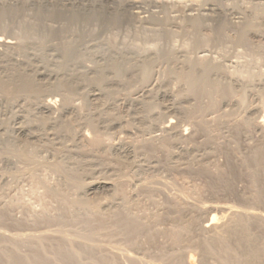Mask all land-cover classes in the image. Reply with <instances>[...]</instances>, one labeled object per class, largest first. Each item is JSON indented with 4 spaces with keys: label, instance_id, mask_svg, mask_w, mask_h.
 <instances>
[{
    "label": "bare ground",
    "instance_id": "obj_1",
    "mask_svg": "<svg viewBox=\"0 0 264 264\" xmlns=\"http://www.w3.org/2000/svg\"><path fill=\"white\" fill-rule=\"evenodd\" d=\"M98 1L112 3L114 0H42L34 3L25 2L20 8H0V148L9 156L6 163L18 166L19 162H23L30 173L33 171L36 173L39 171L36 168L44 166L46 170L56 169L55 174L59 172L58 165H61L64 174L65 172L84 174L85 178L84 180L82 178V181L87 186L82 187V193L77 201H70L63 189L52 190L51 195L59 197L63 210L72 206L79 211H89L88 208L93 203L88 199V194L94 193L95 196L99 191L100 194L104 190L109 192L124 183L121 181L125 178L130 181V174H136L135 186H139L143 193H151L152 184L159 180L161 174L167 172L168 168H184L188 165L186 157L191 160L192 157L189 155L193 153L182 145L188 140L186 128L183 126L185 129L182 130L179 125L173 126L176 122L172 118L189 120L194 117L197 119L193 121V118L191 123L199 132L204 133L208 143L206 142L205 152L200 153L201 155L197 154L199 157L195 156L189 170L195 169L201 174H206L213 183L229 182L230 184L232 172H222V169H218L215 165V155L224 153L231 163L233 151L227 148L229 146H218L219 148L214 149L212 145L215 137L211 133L214 137L212 138L210 132L215 125L213 129L218 130L221 135L236 139L242 134L251 133L252 124L254 129L264 131V121L257 120L254 123L255 118L252 119L253 116L261 114L260 106L251 108L249 115L236 124L231 125L225 120L240 114L242 100L254 92L264 104V75L256 73L248 66L247 69L229 74L223 69L222 64L216 63L212 57L235 46L248 47L253 51L255 46L252 47L248 43H251L248 37L249 31L247 29L230 31L222 24L216 28L210 27L207 17L203 18L201 15L217 13L220 10L219 4H210L200 9L194 5L195 2L186 7L185 12L188 16H192L194 12L200 10V17H190L188 23L180 28L181 30L172 31L165 27L168 20L148 19V13L151 11L138 0H134L129 7L128 4L126 5L127 10L131 8L130 11L135 15L134 21L129 18L135 30V33L130 35L126 28L122 29L123 14L120 15L117 9L111 11L108 7H96ZM152 1L153 9H160L173 4L176 0ZM177 1L182 3L188 0ZM192 1L195 0H190ZM148 24L152 26L148 27ZM263 36L258 33L256 35L259 39ZM175 37L183 38L186 47L174 46ZM244 73L248 75L245 76ZM159 81L162 83L159 84ZM175 81L180 84L181 92L186 94L185 99L182 98L180 102H174L173 94L168 90ZM237 96L238 102L236 99L234 101ZM58 100L60 106L56 105ZM163 100L168 101L162 103ZM77 102L83 103L84 109L83 106L81 109L84 112L80 110L81 104L78 105ZM222 107L231 109L218 119L217 124L210 125L207 121L208 115ZM160 120L166 121L162 123ZM87 132L88 134L85 135ZM156 133H160L161 136L157 137ZM139 134L143 141L137 144L134 138ZM107 137L112 138L116 143L104 142ZM261 144L263 145L257 148L246 163L249 167L259 168L264 173V136ZM172 147L173 150L180 148V153L170 151ZM159 148L163 149V152ZM156 151H159V154L165 152L166 159L162 158V155L161 159L156 155L154 156L157 159L155 157L153 159V153ZM14 168L9 169L11 173H14ZM232 176L235 177V174L232 173ZM39 179V176H34L36 182H40ZM255 179L259 180L257 176ZM5 180L3 177V181ZM114 182H118V185ZM253 186L255 187L253 200L256 199L258 203L264 204V184L253 182ZM120 205V201L116 200L102 208L104 211L102 212L104 214L109 210L110 213H114ZM216 207L206 205L203 209L208 213H215L220 208ZM220 210L231 212L229 224L224 223L227 225L220 226L214 215L198 229L203 233H210L212 239V242L207 241L208 244L211 242V245L206 247L202 245L205 254L211 256L216 252L213 251L216 250L215 247L219 246L221 248L219 250L221 252L218 251L219 258L224 262L219 260L218 262L223 264L230 256L234 257L238 252L241 253L237 249L242 247V261H237L234 257L237 262H232L262 264L264 244L262 245L260 240L264 237H257L260 236L259 234L254 236L251 227L252 224L257 226L258 223L262 226L264 219L256 213L235 212L229 207L221 206ZM127 216L124 219L126 230L130 232L143 230L141 221L138 219L136 221L135 217L132 220ZM231 237L239 243V247L237 245L238 248H234L237 253L229 245ZM208 238L210 239L207 237V240ZM26 239L36 241L31 245L32 251L29 257L3 255V252L0 254V263L30 264V261L34 263L42 261L45 258L42 253V250L45 251L44 236H19L18 241ZM173 239L177 244L180 243L183 240L181 232H175ZM58 240L63 244L57 241L58 246L54 252L61 255L60 259L65 264H80L75 260L76 251L73 246L81 248V252L90 255L99 252L105 256L92 257L97 260L91 264H118L116 261H111L109 258L111 254H104L105 250L102 247L83 244L69 237ZM196 248L198 251V248L201 249L197 246ZM232 253L235 254L231 255ZM216 256L213 257L214 262L215 257L219 259L218 255ZM180 258L182 259V256ZM181 259L175 261L183 264ZM168 262L171 264V260H168L167 264Z\"/></svg>",
    "mask_w": 264,
    "mask_h": 264
},
{
    "label": "rangeland",
    "instance_id": "obj_2",
    "mask_svg": "<svg viewBox=\"0 0 264 264\" xmlns=\"http://www.w3.org/2000/svg\"><path fill=\"white\" fill-rule=\"evenodd\" d=\"M28 1L30 3H34L36 1L42 0H0V8H20L22 4ZM114 1L112 3L106 1H98L96 3V7H108V9L111 11L117 9L119 11L118 13L120 15L123 14L122 16H124L123 21H121L122 29L124 28L125 30L126 28L131 33L130 35H133V33H135V30L132 28L133 26L131 25V21H129V18L134 21L133 17H135V15L132 11H130L131 8L130 10H127V8L134 0ZM138 1L141 2L145 8L153 12L148 13V19L152 18L156 21H163L166 19L168 20V22H166L167 24L165 27L176 32L181 30L180 28L188 23L190 17H200V10L194 12L192 16H188L186 14V7L190 6L191 3V5H193V2H195L194 5H196V7L200 9L206 8L210 4H219L220 10L217 13H211L212 15L210 14L208 16L201 15V17H207L206 19H208V25L210 27L213 26L216 28L218 25L222 24L227 30L230 31L236 32L240 29H247L249 31L248 37L251 43L248 41L247 42L252 45V47L253 45L255 47L253 48V51L252 49H249L248 47L246 48L244 46L242 48L238 46L230 47L229 49H227V51H224L225 53L218 52L217 54H214L212 60H214L216 63L219 62L220 64H222L223 69L226 70V72H228L229 74H235V72L243 70L244 68L247 69L246 67L248 66L255 70L256 73L264 75V44H261L264 43V36L260 39L257 38L258 36L256 37L257 33L264 35V0H195L192 2L188 0L183 1L184 3L176 0L171 5L160 7V9L155 8L156 11L155 9H153V5H151L153 4L152 0ZM127 4L128 7H126ZM76 5H79V3H76ZM150 25L151 24H148L147 26L149 27ZM175 38L176 40L174 39L173 41V43L175 42L174 46H176L177 48L186 47L183 38ZM187 47L189 46L187 45ZM215 57L217 59H214ZM202 58L207 59L211 57ZM244 74L245 76L248 75L247 73ZM175 82L171 83L168 90L169 93L173 94H171L172 97L175 98H172V100L174 102H180L181 100L185 99L186 94L181 92L180 84L178 82ZM160 83L162 82L159 81V84ZM254 94L248 95V97L242 100V106H240L241 109H239L240 114H237V116L233 117L232 119L229 117L226 118V122L230 123L231 125L236 124L237 122H240L245 117H247V115H249L251 108H258L259 106L261 114H259V116H253L252 119L254 120L255 118L254 123H256L257 120L264 121V106H262L263 103L256 97L257 94H255V96ZM235 99L238 102L239 97H235L234 101ZM167 101L168 100H163L162 103H167ZM56 103V105H59L60 100H58ZM77 104H81V107L79 108L84 112V110L81 109L82 106L84 109L83 103L77 102ZM59 106L56 107L59 108ZM230 109L229 107L220 108L217 111L219 112L218 114L217 112L209 114L210 116L208 115L207 121L212 126L214 125V123L217 124L219 121L218 119L228 113ZM193 118H189V120H179V118H172L174 122H180H178L177 124L174 123L173 126L179 125V127L181 126L182 130L186 128L185 132L187 133L186 135L188 136V140L185 142V144L183 143L182 145H184L183 148L186 147L185 149L191 151L194 154L193 155L191 153L193 156L189 155L190 157H192L191 160H189L190 158L188 156L186 157L188 158V160L186 159L187 162L186 160L184 161V163L186 162L188 164L185 166L186 168L176 167L178 171L175 169V167L168 168L167 172H163V174H161L160 176V179L152 184L151 190L153 189V192L151 191V193H143L139 186H135L134 180L136 178V174H130V177H127H129V180L131 182L128 181V179L126 180V178L124 179V181H121L124 183L127 182L126 184L122 183L117 186L118 182H114V184H117L115 185L117 187L115 189L109 190V192H107L108 190H104L105 193L101 192V194H103L102 197L100 191L95 193V196L94 193L88 194V199L93 203L90 208H88L89 211H79V209L72 206L63 210V208H61V200L59 199V197L51 195L52 190L63 189L70 201H77V199L80 197V194L82 193V187L87 186L86 183L82 181V178L83 180L85 178L84 174L81 173L77 175L68 172H65L64 174V170H61V165H58L61 171L58 170L59 168H57V171L59 172H55V174L54 171H56V169L54 171H50L49 169L46 170L44 166L43 167L45 169L39 166L40 169L43 168L41 169V171L39 168H36V170H39L37 171L38 174L37 172L35 173V171H33L34 169L31 170L33 172L30 173V170H28V167L24 165L25 163L23 162H19V164L17 163L18 166L13 165L16 168L8 165L6 163V159H8L9 156L3 153L2 149L0 148V254L4 252L3 255L14 254L16 256L29 257L32 251L31 245L35 244L36 241L31 239L18 241L19 236L27 237L28 235H41L45 238V245L43 246L45 248V251L42 250L43 256L45 258H43L42 261H36V263L30 261V264H65L60 259L61 255L56 254V252L54 251L58 246V242L63 244V242L58 239L67 237L71 239L73 238L74 240L77 239L76 241L83 244L102 247L103 250H105L103 251L105 252L104 254H111L112 256H109L111 261H116L118 264H167L168 260H171V264H175V262L179 264V262L175 261V259L180 260L181 256L183 264H205V262L207 264H219L221 261H223L222 258H219V252H221L219 250H221V248L219 246L215 247L214 245L216 250L213 251L216 252L212 253L211 256L206 255L204 252V247L211 245L210 243L212 242V239L210 233H203L201 231H198V229L200 228V226L205 225V223L211 219V216L214 215L216 216L217 224H219L220 226H226L227 224H229L228 220L230 221L229 218L231 216V212L226 213L221 211V206L222 208H232L235 212H253L260 215L264 219V204H261L260 202L258 203L256 199L253 200L255 198V187L253 186V182H259V185L264 184V173H262L259 168L253 169L249 167L246 163V160L253 156V153L257 150V148L263 145L261 144V140L264 136V131L261 132L254 129V125L252 124V127L250 129L251 133H249L250 136L249 134H242L238 138L233 139L232 137H227L228 135H225V137L224 135H221L218 130L213 129L215 125L212 127V130L215 131L212 132L211 130L210 132V136L212 137L213 134V136L215 137H212L215 139H213L214 143L212 141V147L216 149L219 147L229 146L227 148H229V150L231 152L233 151L232 153H234H231V158L233 157L231 163L229 162L226 154L217 153L215 155V165L218 167V169H222V172L229 173V171H231L235 174L234 177L231 173L232 180L230 184L229 182L223 184L221 182L217 184L213 183L206 174H201L193 167L192 169H194L193 171L195 174L192 170H189L190 166H192L191 163H193L195 156L197 154L201 155L203 154L202 152H205L206 142L208 141L204 133L199 132L197 128H195L191 123V120ZM195 119L197 118H194L193 121ZM160 121L163 123V121L166 120ZM87 134L88 132L85 135ZM155 135L157 137L161 136L160 133H156ZM89 136L92 138L91 134H89ZM139 136L140 134L136 136L137 138H134V141L136 139L137 142H135L137 144L140 142L142 143L143 141L141 139L142 137ZM105 139L106 140H104V142L106 141V143L108 144L116 143V141L110 137H107ZM110 139H112V141ZM187 142H189L190 144ZM173 149L174 147H172L170 151L172 150L174 152L176 151L177 153H180V148L179 150L178 148L176 150ZM159 151L153 153V159H155L156 156L161 159V155L162 158H164L165 156L167 157V155H165V152L161 154V152H163V149H161L160 154ZM199 155H197L196 157H199ZM4 156H6L5 159ZM41 164L43 165V162ZM8 166L14 168V173H11V170H9L11 168H9ZM20 173L25 175H21ZM34 176H39L40 182H36L34 180ZM256 176L259 178L258 181L255 179ZM3 177L4 179H6L5 181H3ZM81 183H83V185ZM80 184L82 186H80ZM65 186L66 189H64ZM155 187L156 189L154 190ZM116 200H119L121 203L119 208L116 209V212L110 213L109 210H107L108 212L106 211L104 215V211L102 208L107 207V205H111V203ZM206 205L214 207L217 206L216 208H220L217 209L218 212L216 211L215 213H208L206 209H203ZM99 209H101V211ZM126 216L128 218L131 217L132 220H134L133 217H135L136 221L137 219L138 221H141V225H143L144 227L143 230L140 229L136 232H130L126 230L124 220L126 219ZM261 224L262 226L259 223L257 226L256 224H252L251 227V231L253 232L252 234H254V236L256 234H259L260 236H257L259 238H261V236L264 237V224ZM175 232H181L183 239L180 242L181 244L179 242L177 244V242L174 241L173 238ZM8 233L10 235L12 234L11 237ZM207 237H210V239L208 238L207 240ZM232 237L229 239V245L233 247V249L238 248L239 243L236 239L232 240ZM15 238L18 239L16 240ZM207 241L211 242H209L208 244ZM260 241L261 244H264V238L263 240L261 238ZM181 245H183V247ZM196 246L201 247V249L198 248V251ZM73 249L76 251L75 260L80 264H91L94 262V260H97L92 257H105L99 252H95V254L92 255H90L89 253L81 252V248L77 246H73ZM241 249H237L238 251H241V253H237V250L234 249L233 251L237 254H231L237 255H234V257H236L237 259L233 256H230L229 259L226 260L229 261L232 258L229 261L230 264H237L234 262L242 261L243 257L241 255H243V248L241 247ZM5 252L9 253L6 254ZM169 254L171 256H169ZM216 255H218L219 259L216 258ZM214 256H216L215 259L217 262H214ZM204 257L205 259H203ZM210 257L212 258L209 259ZM135 258L137 262H135ZM235 259L237 261H235ZM218 260L220 262H218ZM228 261L223 264L228 263ZM262 264H264V259Z\"/></svg>",
    "mask_w": 264,
    "mask_h": 264
}]
</instances>
